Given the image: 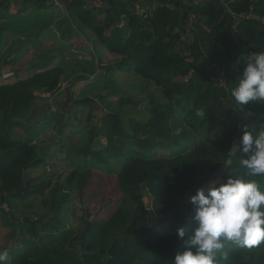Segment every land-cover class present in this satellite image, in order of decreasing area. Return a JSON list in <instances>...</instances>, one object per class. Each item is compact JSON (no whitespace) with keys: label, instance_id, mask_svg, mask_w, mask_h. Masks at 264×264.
<instances>
[{"label":"trees","instance_id":"trees-1","mask_svg":"<svg viewBox=\"0 0 264 264\" xmlns=\"http://www.w3.org/2000/svg\"><path fill=\"white\" fill-rule=\"evenodd\" d=\"M22 1L46 9L53 5L45 2L54 3ZM62 1L67 15L88 28L101 22L97 11L105 14V25L111 27L105 44L121 57L107 70L121 69L138 77L147 101L138 100L135 105L149 118L142 112L140 119H123L108 105L102 111L99 107L110 94L91 101L74 98V81L81 76L67 78L65 66L33 62V76L0 85V213L9 222H18V238L0 244V251L9 252L5 264H171L184 248L175 230L193 228L189 193L212 180L224 182L231 174L255 180L264 191V176L248 177L240 165L245 154L239 149L229 152L239 144L244 127L252 132L264 129V105L250 102L240 107L231 98L248 54L264 52V27L249 19L235 24V16L252 11L264 17V0H205L190 7L181 5V0H170L171 5L154 0L155 6L144 12V18L132 5L128 7L127 0H117L105 10L101 4L94 6L98 2ZM9 4L0 0V14H6ZM23 10L21 6L19 12ZM190 11L193 21L187 20ZM188 24L189 30L199 31V42L181 39L180 30ZM64 87L76 103L61 110ZM110 88L112 95L120 91L118 85ZM39 97L44 104L34 103L41 101ZM133 97L131 93L123 98L122 104H131ZM80 106L88 108L87 121L98 114L100 124L90 126L83 147L71 149L68 163L72 166L57 168L58 153L63 151L59 143L79 133ZM201 110L205 117L197 115ZM21 123L22 134L14 131ZM42 126L55 135L47 144L49 156L41 148L45 144L38 141ZM101 137L106 146L91 147ZM111 162L113 169L108 167ZM46 165L55 172L46 173ZM81 168L87 171L79 180ZM39 169L41 173L32 176ZM220 170L218 179L214 178ZM22 173L28 179L25 193H19ZM92 173L112 176L121 196L106 219L89 212L92 204L83 197ZM146 192L152 200L149 209L143 200ZM32 196H38L44 215L31 209V215L16 217L13 202ZM74 199L77 207L72 206ZM222 251L227 255L218 253V264H264V242L250 249L226 242Z\"/></svg>","mask_w":264,"mask_h":264},{"label":"clouds","instance_id":"clouds-1","mask_svg":"<svg viewBox=\"0 0 264 264\" xmlns=\"http://www.w3.org/2000/svg\"><path fill=\"white\" fill-rule=\"evenodd\" d=\"M244 61L231 98L240 107L250 102L264 105V52H251ZM197 115L205 117L204 110ZM237 149L245 154L240 165L247 169L246 175L264 176V129L252 132L244 127L239 144L232 147ZM189 202L194 206L193 228L175 230L184 248L171 264H218V253L227 255L222 251L226 242L249 249L264 242V191L255 180L233 174L224 182L212 180L206 189L197 188ZM9 259L7 250L0 251V264Z\"/></svg>","mask_w":264,"mask_h":264},{"label":"rangeland","instance_id":"rangeland-1","mask_svg":"<svg viewBox=\"0 0 264 264\" xmlns=\"http://www.w3.org/2000/svg\"><path fill=\"white\" fill-rule=\"evenodd\" d=\"M95 1H99V0H95ZM87 2L91 3V0H87ZM143 16V18L147 15L144 12L139 13ZM149 14V13H148ZM18 19V17L16 18ZM15 19V20H16ZM14 20V21H15ZM13 21V22H14ZM45 22V20H44ZM68 25L66 26V33H63L62 30H60L59 28H54L56 32H51L50 34H45L43 35L42 33L38 32L37 26L35 25L33 27H31L30 29H28L30 32H33V36L31 37V39H25L24 42H22L21 44L18 43V46H16V50H15V55L17 54L18 49H24L23 50V55H22V61L17 62L18 65L16 64V67L14 69H17V71H19V74L21 76V79H25V77L28 75L27 73L29 71H31L32 69L36 68V66H33L32 68V63L37 60H42L43 59H47L49 56L48 54H50L54 49L47 47L49 45H54L56 46L55 50H57L56 52H58V55L62 56L61 60H60V65L63 63H65V56L68 58L70 57V59L68 60L69 64L74 66V69L72 71V75H79L78 70L79 67L81 65L85 66L84 62L90 60V58L88 56H85L83 54L80 56L81 59H79L77 56H72V55H78V52L76 53H71L70 56L65 55L67 53V50L69 49V44L66 46V42L70 40L71 36L73 35V38L78 37V33L77 31L82 34L85 30V26L81 25L80 23H77V21H74L73 19H70L67 21ZM27 25L26 21H23L20 23V26L25 27ZM18 26V24H17ZM18 26V27H20ZM46 26V24L44 25V27ZM201 26L202 28H206L205 26H203L202 22H201ZM49 27V26H48ZM77 30V31H76ZM181 31V34L186 35L187 40L189 41V43H197L199 42L202 38L200 37V33L199 31H193V30H186V31ZM29 32V33H30ZM31 34V33H30ZM3 36L0 38V42L2 43L5 40V37L8 39V34H6L5 32H3ZM88 40H91L90 38H87ZM62 41V42H61ZM35 42H38V44H35ZM15 44V43H14ZM14 44L13 46L10 48L11 52L14 49ZM53 54V53H52ZM81 53H79L80 55ZM97 56V55H95ZM93 55L92 59L90 60L88 66H86L84 68L83 73L86 75H91L93 74V71H90L91 69H95L96 72L100 69L97 66V62L95 60V57ZM34 59V60H33ZM111 60H115L114 57ZM113 61H109L108 64H112ZM67 64V63H66ZM107 63H104V65ZM14 66V65H13ZM109 68V67H107ZM224 69V68H223ZM115 69L111 68L110 70H108L109 72L112 73V71L114 72ZM90 71V72H89ZM34 72H36V70H32L30 72V77L34 75ZM103 71L101 73V75H103ZM66 74V73H65ZM220 75H224V73H220ZM112 75L114 76V78H112L111 76H107L108 79H101L99 78V81L97 83L102 84V86H109V90H107L105 87L102 88H93L91 87L92 84L87 83L89 80H87V78H81L80 80H75L77 83V85L74 88L75 91V96L74 98H83V97H88L90 99V101L92 99H95L96 97H100L103 96L104 94H111V88L110 86H116L118 85V88L120 89L119 93L113 96H108V100H109V104L111 106V110L114 112H118L119 111V116L123 119H127L128 117H133V118H137L140 119L143 116V113L145 115L144 118L148 119L149 115L145 112H143L141 109H139L136 105L135 102L138 100L141 101H147V98L144 97L143 94V84L141 83V81L138 79V77H136L134 74L131 75H127V74H121L118 76H115L113 73ZM92 76V75H91ZM90 76V77H91ZM15 80V79H14ZM13 80V81H14ZM97 80V79H95ZM93 80V81H95ZM85 81V82H84ZM96 82V81H95ZM8 83V82H7ZM86 87V89H85ZM91 87V88H88ZM131 93L134 95L133 99H132V103L131 104H122V100L125 97H129L131 95ZM39 99L41 100L42 98L39 97ZM75 101H73L72 104ZM34 103L37 105H41L44 104V102L39 101V100H34ZM80 103H78L77 105H79ZM105 105H108L107 103L102 104L99 108L102 111H105ZM80 114L78 116L81 125L84 126L86 125L88 127V125H99L100 124V116L98 114H96V116H94L93 118L90 119V121H87L85 119V113L87 111L86 108L80 106ZM110 110V111H111ZM107 111V110H106ZM143 112V113H142ZM41 118V117H39ZM70 119V118H69ZM25 123V122H24ZM24 123H21L20 126L14 128V131H16L17 133H23L24 132ZM122 129L124 132H128L129 129L126 126V124H123ZM86 129L84 127H81L80 130V135H78V138H76L75 140H72V143L74 145L80 146L83 144V142H85V138H86ZM41 139H43V143L45 145H43L41 148L44 151V153H47V156H49V149L47 145L49 143V140L47 139V134H45ZM64 141V140H63ZM64 146H67L66 148H68V144L66 142H63ZM106 146L105 140L104 138L99 139V144L96 143V140H94L92 142L91 147H94V149H99V148H103ZM50 147V150H54L56 149ZM41 154V151L39 152ZM60 161H58V167H63V163L61 160H65V155L63 157L59 156L58 157ZM115 164L114 162L110 163L109 168H114ZM46 173H54L55 172V168H53L52 166H48L46 165L45 167ZM37 175V171L32 173V176H36ZM90 179L88 180L86 186H84V191H83V197L85 198L86 202L89 203L91 202L92 206L90 207V211L92 213H97L99 215V217L101 218H108L110 215H112L113 210L115 208V203L120 199V193L116 184L115 179L111 176H109L110 178L107 177V175L103 174V173H92V175H90ZM74 194V193H73ZM187 197V194H186ZM143 200L145 202L146 207H149V205L151 206L152 200H151V196L149 193L146 192V194L143 197ZM84 201V200H83ZM85 202V201H84ZM78 201L77 200H73L72 202V206L77 207L78 206ZM87 205V204H86ZM5 207H7L6 205H3ZM69 211L71 210L70 207ZM31 209H33L34 211H36L38 214L40 215H44L45 213V208L42 207L40 200L37 199L36 197L32 196L31 199H26L24 201H14V214L17 216H25V215H31ZM149 209V208H148ZM71 216L72 215H68V221L70 224H74V220H71ZM98 217V218H99ZM26 219H30V217H26ZM68 221H65L67 226H70V224L68 223ZM1 222L3 224V227L1 225ZM18 222L15 220H12L11 222L8 221L7 217L2 216L0 219V243H7L13 240H16L17 234L15 233L16 227H17ZM80 234H82V232L79 233V238H80ZM139 263V262H138ZM140 264H142V262H140Z\"/></svg>","mask_w":264,"mask_h":264},{"label":"crops","instance_id":"crops-1","mask_svg":"<svg viewBox=\"0 0 264 264\" xmlns=\"http://www.w3.org/2000/svg\"><path fill=\"white\" fill-rule=\"evenodd\" d=\"M8 1H10V4H9L8 9L6 10V14H5V12H2V14H0V38L4 37L3 32L8 34V39L5 37V40L2 43L0 42V76H2V78H0V85H3V84L10 85V84L15 83L17 80L21 79L19 71H17L18 68L17 69H14V68L16 67V64L18 65L17 62L22 61V55H23L24 49L23 50L18 49L19 52H17L16 55H15V50H16V46H18V43L21 44L22 42L25 41V39H31V37L33 36V32H30L28 29H30L31 27H33L35 25H38L37 26L38 32L42 33L43 35L50 34L51 32H56L54 28H59L60 30L63 31V33H66V26L68 25L67 21L71 19V16L69 17V15H67V12L65 9V4L63 3L62 0H57L58 4H54V3L51 4L50 2H45L46 5H53L51 8H47V9L38 7V5L33 1H28V2H24V3L22 0H8ZM17 1H19V2H17ZM115 1H117V0H106L107 5H105L106 2L104 0H101L102 9H104V10L108 9L112 4L115 3ZM142 1H144V0H127V2H128L127 5H128V7H130L132 5L136 9L137 12L141 13V12H150L151 8L154 7L156 4L154 0H150V1L147 0V2H142ZM152 1H154V2H152ZM161 2H164L165 4H168V5L172 4V2H170V0H161ZM96 3L97 2L95 0H91V3H89V5H93ZM150 5H152V6H150ZM21 6L23 7L24 10L22 12H19V10L21 9ZM94 6L99 7L100 5L98 3V5H94ZM0 11H3V9L0 8ZM110 11L111 10L109 9V12ZM97 12H98L99 20L101 22L94 23L91 26V28L85 27V30L82 34H80L76 30L79 36L73 38V35H72L70 40L67 41L65 44L66 46L69 44L68 45L69 49L67 50V53L65 55L70 56L71 53L78 52V55H72V56H77L79 59H81L80 56L82 55V57H83V54H84L85 56H88L90 58V60L92 59L93 55L94 56L97 55L94 57L96 62H97L96 64H97L98 68H100L97 72L95 69H91L90 71H93L92 72L93 74H91L92 76L86 75L83 73L84 68L86 66H88V64L90 62V60H88V61L84 62L85 66L81 65L79 67V70H78L79 75H72V71L74 69V66L69 64V62H68L70 57L67 58L65 56V58H64L65 63L63 61V63L60 65L59 63H60L62 56L58 55V52H56L57 50H55L56 46H54V45L47 46V47L54 49L50 54H48V56L49 55L50 56L47 59L42 58V60H37L36 62L39 61V62H43V63H48V66H55V65L65 66L67 78L74 79L77 76H81V78L86 77L87 80H89L87 83L92 84L91 87H93V88H95L96 85H97L96 88L105 87V86H102V84L97 83L99 81V78H101V77H105L104 79H108L107 76H111L112 78H114L112 73L115 76H118L121 74H127V72H124L121 69L114 70V72L112 71V73L107 70V67L114 66V64L116 62H118L121 57L108 50V48L105 44V41L110 37L111 27L105 25V22H106V20L104 18L105 14L103 12H99V11H97ZM17 17H18V19H16ZM22 20L26 21V23H27V25L25 27L20 26V23L22 22ZM44 20H45V22L47 20H50V21H48L49 27L48 26L44 27V25H45ZM17 24L20 27H18ZM121 25H122V23H121ZM121 25H119V26H121ZM14 30H16V31H14ZM87 38H90L91 40H88ZM13 44H14V49L11 52H8V51H10V48L13 46ZM35 44H38V42H35ZM79 53H81V54L79 55ZM113 57L115 60H111V59H113ZM109 61H113V63L108 64ZM104 63H107V64L104 65ZM32 68H33V63H32ZM102 71L104 72L103 75H101ZM30 72L31 71H29L27 73L28 75L25 78H27L30 75ZM6 73H10V75L4 77V74H6ZM133 74L134 73H132L131 75H133ZM127 75H129V74H127ZM81 78H79V79L76 78V79L81 81ZM95 79H97V80H95ZM93 80H95L96 82ZM74 82L76 85H77V83H79L76 81H74ZM91 87H88V88H91ZM108 87L109 86H107L105 88L107 90H109ZM85 89H86V87H85ZM105 95L106 94H104V96ZM74 96H75V91H74ZM110 96H113V95L110 94L109 97ZM108 99L109 98L107 97L104 99V101H105V103L108 104L109 108L111 109V106L108 103L109 102ZM57 101L58 100H56L54 102L53 109H55L54 105L57 104ZM72 103L73 102H71V99L67 102V104H69V106ZM84 108H86V107H84ZM60 109H61V106H60ZM86 109H87V111L84 114L85 119H86V115L88 112V108H86ZM61 110H63V109H61ZM79 114H80V110H79L78 116H79ZM78 116H77V119L79 120ZM73 123H76V122H73ZM80 124H81V122H80ZM90 126L88 125V127H87L86 125H84V126L80 125V130H81V127H84L86 129V135H88V129L90 128ZM49 129L50 128H46V127L42 126L38 130V132L40 131V133L38 135V141L39 142L43 143V141H42L43 139H41V138L45 134H47V139L49 140L50 144H52L51 140L55 138V135ZM80 130H79V133L75 137L72 138V140H75L76 138H78V135H80ZM87 138L88 137L86 136L85 142H83V144L80 146L74 145L72 143V140H67L66 138L63 139L64 141L62 140L59 143L62 145L63 151L61 154L58 153V157L59 156L63 157L65 155V160H62L63 167L72 166L71 164L68 163L69 158L72 157V155L69 154L71 149L73 147H83L88 141ZM63 142H66L68 144V146L69 145L70 146L68 148H66L67 146H64ZM58 161H60V160H57V165H58ZM76 166H77V164H76ZM109 166H110V164H109ZM63 167H61V168H63ZM95 169L96 168H94V170ZM35 171H37V175L41 173L40 169L39 170H33L32 173ZM86 171H87L86 169L81 168V170H80L81 173H78V179L79 180L81 177H83L85 175L83 173H85ZM34 197L39 199L38 196H34ZM31 198H29V199H31ZM74 200H76V199H74ZM15 201H21V200H15ZM22 201H24V200H22ZM3 205H2V207H5ZM2 216L5 217L4 214L0 213V219ZM1 225L3 227L2 222H1ZM13 241H15V240H13ZM0 244H5V243L1 242Z\"/></svg>","mask_w":264,"mask_h":264},{"label":"built area","instance_id":"built-area-1","mask_svg":"<svg viewBox=\"0 0 264 264\" xmlns=\"http://www.w3.org/2000/svg\"><path fill=\"white\" fill-rule=\"evenodd\" d=\"M50 1H53L54 4H58L57 0H50ZM205 0H181V5H188L189 7L190 6H198L200 4H202ZM195 19V16L194 14L192 13V11H190L188 13V17H187V20L188 21H193ZM244 19H249V20H255L258 22L259 26L261 27H264V17H260L258 16L257 14H255L254 12L250 11V13H241L237 16H235V24H237L238 22H240L241 20H244ZM190 27V24L186 25L185 29H182V31H186L188 30ZM181 39L183 40L184 38H186V35L184 34H181ZM10 73H6L5 74V77L6 76H9Z\"/></svg>","mask_w":264,"mask_h":264},{"label":"water","instance_id":"water-1","mask_svg":"<svg viewBox=\"0 0 264 264\" xmlns=\"http://www.w3.org/2000/svg\"><path fill=\"white\" fill-rule=\"evenodd\" d=\"M107 5V3L105 4ZM64 91H65V94H66V98L64 99L63 101V104L61 105V109H65L66 108V104L67 102L71 99V94H70V91L67 87H64ZM84 101H90V99H85ZM82 101V102H84ZM76 103V102H75ZM235 151V150H234ZM231 148V150L229 151L231 154H233L234 152ZM230 160H227L226 164L222 167V170H225V168L227 167V165L229 164ZM222 170L220 171H217L215 174H214V178L218 179V177L220 176ZM218 181L220 182V180L218 179ZM27 182H28V179L26 178V175L25 173H22V176H21V188L19 190V193H25L26 192V189H27ZM209 183L206 184L205 186V189L207 188ZM195 191L196 190H193L191 193H189V197L192 195V194H195ZM147 208H151V206L149 205V207ZM81 236L82 234H80V239H81Z\"/></svg>","mask_w":264,"mask_h":264},{"label":"bare ground","instance_id":"bare-ground-1","mask_svg":"<svg viewBox=\"0 0 264 264\" xmlns=\"http://www.w3.org/2000/svg\"><path fill=\"white\" fill-rule=\"evenodd\" d=\"M96 2H98L99 4H101V0H99V1H96ZM235 145H237V144H235ZM206 185H204L203 187H205Z\"/></svg>","mask_w":264,"mask_h":264}]
</instances>
